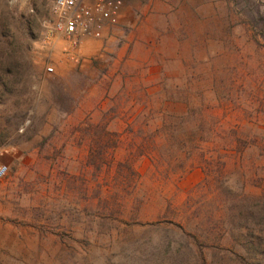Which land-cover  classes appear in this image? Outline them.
Segmentation results:
<instances>
[{
    "label": "rangeland",
    "instance_id": "1",
    "mask_svg": "<svg viewBox=\"0 0 264 264\" xmlns=\"http://www.w3.org/2000/svg\"><path fill=\"white\" fill-rule=\"evenodd\" d=\"M53 0H0V264H264V0H126L44 71Z\"/></svg>",
    "mask_w": 264,
    "mask_h": 264
},
{
    "label": "built area",
    "instance_id": "2",
    "mask_svg": "<svg viewBox=\"0 0 264 264\" xmlns=\"http://www.w3.org/2000/svg\"><path fill=\"white\" fill-rule=\"evenodd\" d=\"M126 0H53L51 20L43 34L47 49L44 71L52 74L62 61L77 63L82 45L117 25L124 15ZM6 166L0 165V176Z\"/></svg>",
    "mask_w": 264,
    "mask_h": 264
}]
</instances>
